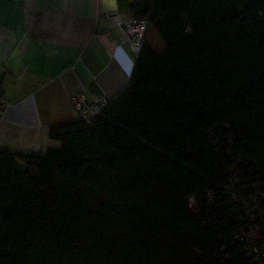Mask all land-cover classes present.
I'll return each mask as SVG.
<instances>
[{"label": "trees", "instance_id": "trees-1", "mask_svg": "<svg viewBox=\"0 0 264 264\" xmlns=\"http://www.w3.org/2000/svg\"><path fill=\"white\" fill-rule=\"evenodd\" d=\"M116 6L155 20L164 49L144 44L90 123L50 126L58 148H3L0 264H253L220 164L264 180V0Z\"/></svg>", "mask_w": 264, "mask_h": 264}, {"label": "crops", "instance_id": "crops-1", "mask_svg": "<svg viewBox=\"0 0 264 264\" xmlns=\"http://www.w3.org/2000/svg\"><path fill=\"white\" fill-rule=\"evenodd\" d=\"M117 13L116 0H0L1 147L42 154L58 144L50 126L79 119L76 90L113 99L127 86L137 55L120 43ZM150 27L145 45L158 56Z\"/></svg>", "mask_w": 264, "mask_h": 264}, {"label": "built area", "instance_id": "built-area-1", "mask_svg": "<svg viewBox=\"0 0 264 264\" xmlns=\"http://www.w3.org/2000/svg\"><path fill=\"white\" fill-rule=\"evenodd\" d=\"M115 16H117V25L121 32L120 43L128 45L137 55L145 44L148 28L153 25L155 20L137 18L130 10L117 13ZM104 17L110 18L112 15L104 14ZM183 26L184 32L189 33L190 24L185 19ZM111 100L104 94L90 100L83 88L76 90L70 97V103L77 112L78 118L85 123H90ZM1 108L2 102L0 101ZM226 125L228 128L232 127L231 124ZM224 139L232 142L231 135H226ZM2 150L3 147L0 146V152ZM220 165L229 175L226 191L231 202L235 205L233 213L240 221L234 238L247 244L246 249L253 264H264V180L249 182L248 184L243 183L240 177L241 169L237 161L230 156L221 160ZM205 197L210 204L213 203L214 196L211 191H208ZM188 205L190 208L195 205L193 197H189ZM236 208L239 209L236 210Z\"/></svg>", "mask_w": 264, "mask_h": 264}, {"label": "rangeland", "instance_id": "rangeland-1", "mask_svg": "<svg viewBox=\"0 0 264 264\" xmlns=\"http://www.w3.org/2000/svg\"><path fill=\"white\" fill-rule=\"evenodd\" d=\"M149 31L151 32L150 34H148V36H149V38H150L149 40H151V38H153V40H154V38L156 37V36H155L156 34H154L153 32H156V30H155V28L153 27V25H151ZM58 147H59V145L57 144V146L54 147V148H58Z\"/></svg>", "mask_w": 264, "mask_h": 264}]
</instances>
